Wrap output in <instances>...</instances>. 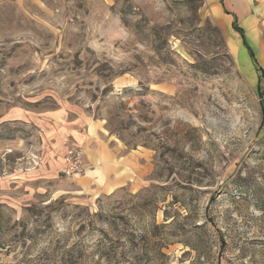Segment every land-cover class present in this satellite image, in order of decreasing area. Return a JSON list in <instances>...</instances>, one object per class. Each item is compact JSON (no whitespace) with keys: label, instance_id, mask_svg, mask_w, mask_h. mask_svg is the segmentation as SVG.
I'll return each mask as SVG.
<instances>
[{"label":"rangeland","instance_id":"374dc122","mask_svg":"<svg viewBox=\"0 0 264 264\" xmlns=\"http://www.w3.org/2000/svg\"><path fill=\"white\" fill-rule=\"evenodd\" d=\"M225 9L0 0V264H264V76ZM80 120L109 160L67 178Z\"/></svg>","mask_w":264,"mask_h":264},{"label":"crops","instance_id":"0c3cea01","mask_svg":"<svg viewBox=\"0 0 264 264\" xmlns=\"http://www.w3.org/2000/svg\"><path fill=\"white\" fill-rule=\"evenodd\" d=\"M256 3L260 4L259 7L264 6L262 0L260 2L259 0H224L225 7L230 9L226 10V8L224 11L227 17H230L231 27L238 34V51L246 50L250 63L249 68L251 67L255 73L264 76V9L258 10ZM235 23L243 30L245 42L241 34L235 30ZM76 124V129L71 131V140L83 149L87 165H98L99 169H103L109 160V155L106 154V149H109V146L101 137V128L98 124L87 121L83 123L81 120ZM64 167L63 163L62 173ZM91 174L89 173L88 176Z\"/></svg>","mask_w":264,"mask_h":264},{"label":"built area","instance_id":"2783aa9c","mask_svg":"<svg viewBox=\"0 0 264 264\" xmlns=\"http://www.w3.org/2000/svg\"><path fill=\"white\" fill-rule=\"evenodd\" d=\"M63 175L67 178L82 176L86 172L84 152L81 148H71L64 157Z\"/></svg>","mask_w":264,"mask_h":264},{"label":"trees","instance_id":"16d2710c","mask_svg":"<svg viewBox=\"0 0 264 264\" xmlns=\"http://www.w3.org/2000/svg\"><path fill=\"white\" fill-rule=\"evenodd\" d=\"M234 28H235V30H236L237 32H239V33L241 34V36H242V38H243V40H244V42H245V37H244V32H243V30H242L241 28H239L238 25H237L236 23L234 24Z\"/></svg>","mask_w":264,"mask_h":264}]
</instances>
